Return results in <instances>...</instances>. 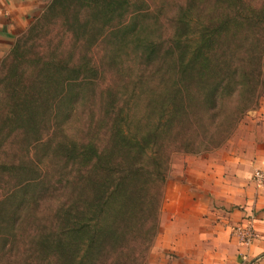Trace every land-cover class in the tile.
Instances as JSON below:
<instances>
[{"label": "trees", "instance_id": "obj_1", "mask_svg": "<svg viewBox=\"0 0 264 264\" xmlns=\"http://www.w3.org/2000/svg\"><path fill=\"white\" fill-rule=\"evenodd\" d=\"M44 9L0 60V264H143L171 156L257 104L264 0ZM105 72V108L74 126Z\"/></svg>", "mask_w": 264, "mask_h": 264}, {"label": "crops", "instance_id": "obj_2", "mask_svg": "<svg viewBox=\"0 0 264 264\" xmlns=\"http://www.w3.org/2000/svg\"><path fill=\"white\" fill-rule=\"evenodd\" d=\"M34 2L0 0V59L29 24ZM260 120L225 152L181 156L184 176L166 182L147 264H264V182L253 177L264 171Z\"/></svg>", "mask_w": 264, "mask_h": 264}, {"label": "rangeland", "instance_id": "obj_3", "mask_svg": "<svg viewBox=\"0 0 264 264\" xmlns=\"http://www.w3.org/2000/svg\"><path fill=\"white\" fill-rule=\"evenodd\" d=\"M36 1V0H35ZM50 0H40V4L37 2L33 3V8L31 9V20L27 27L36 19H38L42 12L45 10V6L49 3ZM150 3V9L154 10L156 9V6L161 3V0H148ZM170 1H178V0H170ZM258 3V2H256ZM25 28V30L27 29ZM23 30V31H25ZM51 33L55 34L56 33V26L52 27ZM21 34V33H20ZM19 34V35H20ZM18 36V35H17ZM17 38V37H16ZM95 55L96 56L98 53H102V49L98 46L94 47ZM1 60V59H0ZM113 75H110V73L105 72L104 78L99 79L97 83L99 85L95 86V95L94 99H87L85 106H80L79 109H74L72 119H73V125H83L84 123H88L87 121L93 116L94 118H98L99 115L102 113V109L105 108L106 104V97H105V88H107V81L111 79ZM263 81H264V59H263ZM138 105V103H137ZM142 105V104H141ZM140 106V105H139ZM138 109V106H137ZM91 110H93L92 115L90 114ZM90 115V118H89ZM264 117V85L259 92L258 98H257V104L255 107L248 109L243 115L239 118L238 122L234 125V127L231 130V133L225 138V140L218 146L211 148L209 150H204L202 152L192 154V153H174L171 156V163H170V170H169V175L170 179L168 178L167 181L170 183H175L179 182L180 179L184 176L183 171L179 170V162L181 160V156L188 155L190 157H199L202 153H209L213 152L215 150H223L224 152L226 150L231 149V147L238 146L239 145V138L244 137L248 131H250L253 127H255L254 124H258ZM195 158V159H196ZM174 163V165H172ZM256 172V171H255ZM254 172V173H255ZM253 177L255 179V176L253 174ZM168 186V183L165 185V187ZM164 191L163 190V196H164ZM164 198V197H163ZM163 201V199H162ZM161 201V203H162ZM161 206V205H160ZM159 217V216H158ZM154 240V239H153ZM153 244V241H152ZM152 244L149 247L148 252L146 253V258L144 260L143 264H147L148 259H149V252L152 247Z\"/></svg>", "mask_w": 264, "mask_h": 264}, {"label": "built area", "instance_id": "obj_4", "mask_svg": "<svg viewBox=\"0 0 264 264\" xmlns=\"http://www.w3.org/2000/svg\"><path fill=\"white\" fill-rule=\"evenodd\" d=\"M254 176H255V179L259 183H263L264 182V171L257 170L254 173ZM252 238H253V233L249 229L246 228L244 233H243V241L248 243Z\"/></svg>", "mask_w": 264, "mask_h": 264}]
</instances>
